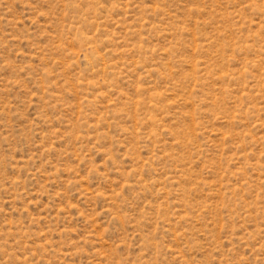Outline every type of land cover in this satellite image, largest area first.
I'll use <instances>...</instances> for the list:
<instances>
[{
    "label": "rangeland",
    "instance_id": "rangeland-1",
    "mask_svg": "<svg viewBox=\"0 0 264 264\" xmlns=\"http://www.w3.org/2000/svg\"><path fill=\"white\" fill-rule=\"evenodd\" d=\"M0 264H264V0H0Z\"/></svg>",
    "mask_w": 264,
    "mask_h": 264
}]
</instances>
